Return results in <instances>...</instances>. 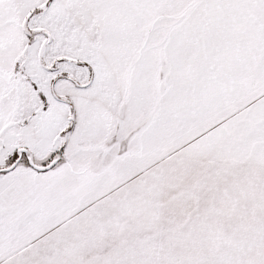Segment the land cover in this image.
Returning a JSON list of instances; mask_svg holds the SVG:
<instances>
[{
  "label": "snow or ice",
  "instance_id": "6c2138e0",
  "mask_svg": "<svg viewBox=\"0 0 264 264\" xmlns=\"http://www.w3.org/2000/svg\"><path fill=\"white\" fill-rule=\"evenodd\" d=\"M0 264H264V0H0Z\"/></svg>",
  "mask_w": 264,
  "mask_h": 264
}]
</instances>
